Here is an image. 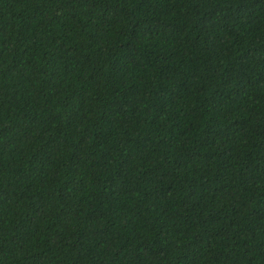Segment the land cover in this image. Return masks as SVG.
<instances>
[{"label":"trees","instance_id":"16d2710c","mask_svg":"<svg viewBox=\"0 0 264 264\" xmlns=\"http://www.w3.org/2000/svg\"><path fill=\"white\" fill-rule=\"evenodd\" d=\"M0 264H264V0H0Z\"/></svg>","mask_w":264,"mask_h":264}]
</instances>
